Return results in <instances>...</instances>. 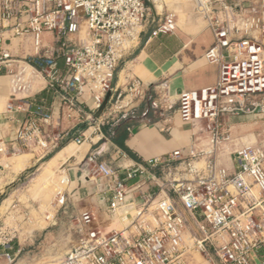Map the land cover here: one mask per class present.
Segmentation results:
<instances>
[{"label": "built area", "instance_id": "2783aa9c", "mask_svg": "<svg viewBox=\"0 0 264 264\" xmlns=\"http://www.w3.org/2000/svg\"><path fill=\"white\" fill-rule=\"evenodd\" d=\"M196 13L211 29L215 44L206 60L217 66L214 86L178 93L182 121L203 136L196 145L175 151L168 159L154 158L126 169L125 179L104 162L97 172L113 181L106 212L123 223L121 229L96 226L93 213L74 218L76 243L56 264H193L195 252L218 264H264V147L244 145L233 154L238 169L230 174L218 164L216 153L231 141L225 117L264 115V0L237 4L230 0H192ZM150 8L147 0H0V74L11 78L12 93L26 92L33 74L42 75L51 88L62 92V109L67 117L80 112L75 101L88 94L99 110L114 89L116 74L126 53L139 41ZM176 15L166 13L153 35L173 33ZM54 37L45 46L43 35ZM76 35L77 40L69 37ZM31 36L33 56L22 60L13 53L16 39ZM62 60L64 72L57 68ZM118 104V103H117ZM121 108V105H116ZM27 113L14 139L0 132L2 161L39 150L43 155L57 150L66 136L47 138L27 103L10 101L5 113ZM48 124L50 115L40 111ZM84 139L75 142L82 144ZM200 143V138L195 139ZM209 157L205 169L193 164ZM187 158L190 179L168 183L184 212L201 214L202 238L185 241L187 219L170 197L157 199L143 190L141 180L156 181L152 169L171 160ZM250 179L252 183L248 181ZM61 185H68L63 176ZM161 187V186H160ZM257 189V193L253 189ZM66 189L56 191V204L63 207ZM138 191L140 203L132 196ZM46 219L55 224L54 215ZM10 264L21 254L4 245Z\"/></svg>", "mask_w": 264, "mask_h": 264}, {"label": "crops", "instance_id": "0c3cea01", "mask_svg": "<svg viewBox=\"0 0 264 264\" xmlns=\"http://www.w3.org/2000/svg\"><path fill=\"white\" fill-rule=\"evenodd\" d=\"M230 1L248 4L260 0ZM147 4L150 11L141 37L120 62L114 89L107 94L109 101L99 117L97 115L100 109L94 108L93 100L88 94L75 101L80 112L67 117L62 109V92L49 87L42 75L33 74L27 91L13 94L11 78L5 73L0 74V132L7 140L14 139L27 117L24 112L5 113L10 101L27 103L31 114L42 124L47 138L52 139L57 134L66 136L59 148L48 155L35 149L23 153L26 155L21 161V167L14 162L17 158L11 157L8 165L0 170V197L12 184L26 178L42 160H46L42 167L53 162L49 174L51 180H61L63 176H67L69 184L65 188V205L61 207L55 201L54 226L40 230V238L44 237V241L54 238L55 234L58 236L57 243L68 241L67 244H60L61 249L76 243L74 218L83 212L93 213L95 224L101 229H121L124 226L106 212L113 181L97 172L99 163H107L115 171V177L125 179L126 169L136 163H145L154 158L168 159L175 151H184L192 145H196L197 149L202 148L204 137L198 136L197 129L179 117L178 93L216 84L218 68L205 58V53L215 44L214 35L206 22L190 13L186 20L177 21V28L173 33L154 36L153 32L163 21L165 14L151 0H147ZM69 38L77 40L78 37L72 35ZM43 42L45 46L55 45L50 33L43 35ZM12 49L19 59L32 58V37L14 40ZM56 66L60 72H64L62 60H58ZM116 105H121V108ZM40 111L50 115L48 124H44L39 118ZM224 126L230 132L231 141L216 156L218 164L232 175L238 169V162L233 154L236 149L244 145L264 147V115L225 117ZM198 137L200 143L195 141ZM77 138H85V141L79 145L75 142ZM208 158L203 157L193 164L197 169L203 170ZM189 161L183 158L161 164L151 170L156 181L141 180V183L143 190L154 192L157 199L167 196L173 199L187 222L196 224L202 233L200 228L207 227L203 216L196 214L191 217L184 212L178 197L168 186L170 182L191 178L186 172ZM248 181L252 183L250 179ZM253 191L257 193L256 188ZM132 196L140 203L138 191H133ZM68 232L70 235L65 237ZM31 242L30 239L29 244ZM19 246H11L12 251L21 249ZM48 247L47 245L45 252L49 251ZM209 248L214 255L213 247L209 245ZM2 257L3 254H0V264H10ZM28 259L30 256H24L12 264H26ZM209 264L218 262L212 261Z\"/></svg>", "mask_w": 264, "mask_h": 264}, {"label": "rangeland", "instance_id": "374dc122", "mask_svg": "<svg viewBox=\"0 0 264 264\" xmlns=\"http://www.w3.org/2000/svg\"><path fill=\"white\" fill-rule=\"evenodd\" d=\"M151 2L158 6L164 14L174 13L176 21L186 20L190 13L204 21L196 13L195 4L192 0H151ZM24 157H19L14 162L21 167V161ZM9 161V159H4L2 166L6 167ZM45 161L39 162L38 166L32 169L26 178L17 184H12L8 191L0 197V254H3L2 258L7 262V257L4 255L6 252L4 245L6 244L11 246H14V244L20 245L21 254L16 260L23 259L24 256H30L26 264H56L70 247L66 245L64 249H61L60 244H67L68 241L57 243V234L47 241H44V237L40 238L41 229L54 226L51 221L46 219V216L49 214L55 215L56 191L66 188V186L60 184V178L53 180L49 178L50 167L53 162L42 167ZM42 170H46L47 174L39 177ZM69 235L68 232L65 237ZM195 237L200 239L203 234L200 233L196 224L188 223L185 241L191 244L192 238ZM30 239L32 240L31 244H29ZM47 245L49 251L45 252ZM34 256L36 259H33ZM212 258L213 262L216 263L217 259L213 254ZM193 264L209 263H207V258L203 253L195 252Z\"/></svg>", "mask_w": 264, "mask_h": 264}, {"label": "water", "instance_id": "95a60500", "mask_svg": "<svg viewBox=\"0 0 264 264\" xmlns=\"http://www.w3.org/2000/svg\"><path fill=\"white\" fill-rule=\"evenodd\" d=\"M108 101H109V95L106 97L103 105L101 106L100 110L98 111L97 117H99L103 113V111L105 110V108L107 106Z\"/></svg>", "mask_w": 264, "mask_h": 264}, {"label": "bare ground", "instance_id": "6f19581e", "mask_svg": "<svg viewBox=\"0 0 264 264\" xmlns=\"http://www.w3.org/2000/svg\"><path fill=\"white\" fill-rule=\"evenodd\" d=\"M260 146V145H259ZM26 154H20V155H15V156H12V157H16V158H19V157H24ZM11 158V157H10ZM9 159V158H8ZM8 165V164H7ZM47 174L46 170H42L40 172V176L39 177H43Z\"/></svg>", "mask_w": 264, "mask_h": 264}]
</instances>
